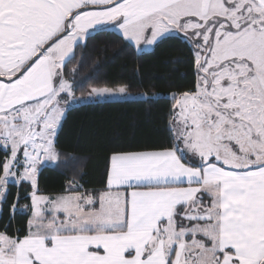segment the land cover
Listing matches in <instances>:
<instances>
[{"label":"snow or ice","instance_id":"obj_1","mask_svg":"<svg viewBox=\"0 0 264 264\" xmlns=\"http://www.w3.org/2000/svg\"><path fill=\"white\" fill-rule=\"evenodd\" d=\"M169 41L167 93L98 81L100 51L139 73ZM160 101L159 137L115 133L82 182L68 114ZM0 264H264V0H0Z\"/></svg>","mask_w":264,"mask_h":264},{"label":"trees","instance_id":"obj_2","mask_svg":"<svg viewBox=\"0 0 264 264\" xmlns=\"http://www.w3.org/2000/svg\"><path fill=\"white\" fill-rule=\"evenodd\" d=\"M183 46L175 41H169L155 53H149L140 60L142 66L139 73L134 71L136 61L126 51L120 48L100 51L97 54L98 81L116 82L124 81L131 85V91L138 92H163L170 91L165 87L163 79L173 65L170 61L174 58L183 59ZM181 71H184L182 66ZM176 76L179 73L174 74ZM179 82V81H177ZM155 84V88H148ZM168 101L157 104H99L72 111L64 124L61 143L66 152H78L88 156L84 171L87 173L82 182L88 186L96 185L101 179L104 167V148L113 146V136L122 134V142L135 133L136 140H155L159 137L157 131L162 127L161 117ZM134 118V120H133ZM134 124V127L132 126ZM71 175V171L68 172ZM65 177L58 171L46 170L41 178L43 187L58 190ZM18 226V225H17Z\"/></svg>","mask_w":264,"mask_h":264},{"label":"rangeland","instance_id":"obj_3","mask_svg":"<svg viewBox=\"0 0 264 264\" xmlns=\"http://www.w3.org/2000/svg\"><path fill=\"white\" fill-rule=\"evenodd\" d=\"M111 47H112V46H109L110 49H111ZM115 48H118V47H113V49H115ZM87 71H88V70L86 69V70H85V73H86V74H90V73L87 72Z\"/></svg>","mask_w":264,"mask_h":264},{"label":"crops","instance_id":"obj_4","mask_svg":"<svg viewBox=\"0 0 264 264\" xmlns=\"http://www.w3.org/2000/svg\"><path fill=\"white\" fill-rule=\"evenodd\" d=\"M113 47H115V46H112V47H111V50H114ZM108 48H109V47H108ZM87 72H88V71H87Z\"/></svg>","mask_w":264,"mask_h":264}]
</instances>
